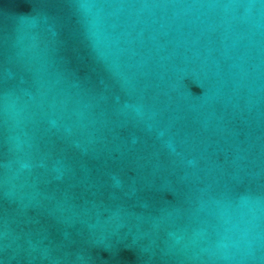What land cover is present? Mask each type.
Segmentation results:
<instances>
[{
	"label": "water",
	"instance_id": "obj_1",
	"mask_svg": "<svg viewBox=\"0 0 264 264\" xmlns=\"http://www.w3.org/2000/svg\"><path fill=\"white\" fill-rule=\"evenodd\" d=\"M0 264H264V0H0Z\"/></svg>",
	"mask_w": 264,
	"mask_h": 264
}]
</instances>
